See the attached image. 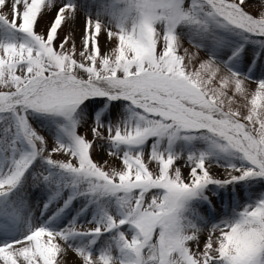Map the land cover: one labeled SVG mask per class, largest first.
<instances>
[{"label": "snow or ice", "instance_id": "obj_1", "mask_svg": "<svg viewBox=\"0 0 264 264\" xmlns=\"http://www.w3.org/2000/svg\"><path fill=\"white\" fill-rule=\"evenodd\" d=\"M0 264H264V0H0Z\"/></svg>", "mask_w": 264, "mask_h": 264}]
</instances>
